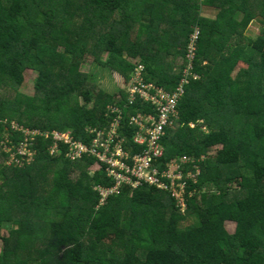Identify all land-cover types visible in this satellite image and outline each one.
Segmentation results:
<instances>
[{
	"label": "trees",
	"instance_id": "16d2710c",
	"mask_svg": "<svg viewBox=\"0 0 264 264\" xmlns=\"http://www.w3.org/2000/svg\"><path fill=\"white\" fill-rule=\"evenodd\" d=\"M258 21L264 0H0V264H264V28L246 34ZM86 62L125 84L139 66L145 82L169 92L191 66L161 140L160 169L198 160L183 215L149 187L100 204L94 189L112 185L104 168L90 175L95 160L50 154L53 131L88 144L107 107L148 110L92 87ZM27 70L37 72L31 97L19 91ZM12 122L41 134L30 164L9 166L1 151L6 137L15 153L25 142Z\"/></svg>",
	"mask_w": 264,
	"mask_h": 264
},
{
	"label": "built area",
	"instance_id": "2783aa9c",
	"mask_svg": "<svg viewBox=\"0 0 264 264\" xmlns=\"http://www.w3.org/2000/svg\"><path fill=\"white\" fill-rule=\"evenodd\" d=\"M199 32L191 37L192 45L196 43ZM190 46L187 53L189 62L195 60V49ZM141 67L137 66L127 84L125 100L129 106L136 102L146 105L148 110L145 113L125 114L117 106L107 107L104 117L107 120L105 127L95 128L88 133L93 138L88 144L75 140L70 132L54 131L50 135L52 145L50 154L54 156L66 150L65 158L70 162H77L83 158L95 160L97 168H104L106 178L112 182L111 187H98L100 204L109 196H117L121 189L135 191L142 187H149L163 192L176 203L181 213L186 210L185 190L186 181L195 180L201 175L199 166L194 158L180 157L172 160L160 169V161L164 155L161 140L165 136V130L172 127L178 119V106L184 95V86L189 84L188 77L191 74V66L184 74V79L175 91H166L156 84L145 82L142 76ZM125 117L127 119H125ZM127 127L133 130L131 144L127 146L123 138ZM124 124V125H123ZM11 129L16 132H23L22 127L12 123ZM29 134L34 137L41 135L37 132ZM26 135L25 142L18 148V156L31 154L30 147L33 146L35 138ZM9 141L1 143L7 154L11 153L8 146ZM136 148L138 150H136ZM26 153H22L23 151ZM190 169V170H189Z\"/></svg>",
	"mask_w": 264,
	"mask_h": 264
},
{
	"label": "rangeland",
	"instance_id": "374dc122",
	"mask_svg": "<svg viewBox=\"0 0 264 264\" xmlns=\"http://www.w3.org/2000/svg\"><path fill=\"white\" fill-rule=\"evenodd\" d=\"M207 15L208 14L206 13L205 16H207ZM263 28H264V26L259 21L254 22L251 25V27L247 30L246 34L249 37L256 39L259 37L260 32ZM80 71L89 77L90 83L93 84L91 86L94 87L96 90H101L110 96H114V98L118 101H119V98L123 94H126V90H127L128 85H125L124 81L120 77H118L116 74L109 73L108 71L101 69L98 66H95L94 64H92L90 62L84 63L82 65ZM36 77H37L36 71L27 70L24 73V83H23L22 87H20L19 91L25 95H29V97L33 96L35 93L34 82H35ZM120 93H122V95ZM6 122H7V120H6ZM12 123H14V122H12ZM14 124H16V123H14ZM23 130H25L26 133H23V132H20V133L24 134L25 137H26V135H31V134H29L30 131L28 129H23ZM11 131L16 132L13 129H11ZM37 133H39V132H37ZM53 133H54V131H53ZM33 137H34L33 135L30 136L31 139ZM6 140L9 141L8 137H6ZM32 148H33V146L30 147L31 154H29V156H28V154L25 156H20V159H17V157H16L18 154V151L15 153L11 149L10 160L8 161V165L9 166H11V165L21 166V164L23 162H26L27 164L34 162L36 152ZM218 150H219V147L212 148L209 152V156L215 157ZM1 151L6 152V149L4 147H1ZM22 153L25 154L26 151L24 150ZM206 159H207V157H205V156L201 157L202 162H205ZM99 169L100 168H97L96 166H94V168L91 169L90 175H93V173L95 171H98ZM179 213L181 215H183L184 213H186V210L184 213H181L180 211H179ZM234 229H235V225H231V224L227 225V230L230 233H234ZM3 236H5V237L8 236V232L3 231ZM1 250H2V243H0V252H1Z\"/></svg>",
	"mask_w": 264,
	"mask_h": 264
},
{
	"label": "crops",
	"instance_id": "0c3cea01",
	"mask_svg": "<svg viewBox=\"0 0 264 264\" xmlns=\"http://www.w3.org/2000/svg\"><path fill=\"white\" fill-rule=\"evenodd\" d=\"M117 75V74H116ZM118 76V75H117ZM119 77V76H118Z\"/></svg>",
	"mask_w": 264,
	"mask_h": 264
}]
</instances>
